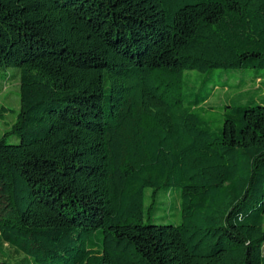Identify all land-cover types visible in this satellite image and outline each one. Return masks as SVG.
I'll use <instances>...</instances> for the list:
<instances>
[{
    "label": "trees",
    "instance_id": "obj_1",
    "mask_svg": "<svg viewBox=\"0 0 264 264\" xmlns=\"http://www.w3.org/2000/svg\"><path fill=\"white\" fill-rule=\"evenodd\" d=\"M0 76V264H264V0H0Z\"/></svg>",
    "mask_w": 264,
    "mask_h": 264
},
{
    "label": "rangeland",
    "instance_id": "obj_2",
    "mask_svg": "<svg viewBox=\"0 0 264 264\" xmlns=\"http://www.w3.org/2000/svg\"><path fill=\"white\" fill-rule=\"evenodd\" d=\"M11 70L15 71L14 68H12ZM251 70L252 69H247L246 74H251ZM244 71L245 70H231V82L237 80L236 76L240 75ZM205 78L206 74H203L198 79H191V81H189L190 87H187L186 91H193L194 87L200 86L202 84V80ZM2 79L3 77L0 76V137H3L6 132L11 130L20 112L19 82L17 81V79L11 80L10 82L6 83V86L4 88V81H2ZM222 84L223 80H217L210 84L211 87L216 85V89L205 105L206 107H213L211 111L214 112L212 113V117L214 118L220 116L219 112H221L224 106L228 104L230 97H233L235 95L234 92H237V90H239V88L224 89ZM253 85L254 84H249L248 89H250V87ZM257 88L262 89L260 91H256L257 97H259L260 99H264V86L261 84V81H258L255 84L254 90H257ZM2 107H6L8 110H2ZM211 125L213 129L217 130L221 123L216 120L212 122ZM7 140L8 142L12 143L20 142V138L15 134H9L7 136ZM150 194L151 190H148L146 203L148 205L151 203V198L148 197ZM180 201L181 199L176 193L159 194V196L157 197L156 209L152 216V221L156 223H180L182 220ZM146 220L148 221L149 219ZM0 248L2 249V253L0 252V260L16 261L20 260L23 257L21 253L15 251L14 248L9 246L8 244L0 243Z\"/></svg>",
    "mask_w": 264,
    "mask_h": 264
},
{
    "label": "crops",
    "instance_id": "obj_3",
    "mask_svg": "<svg viewBox=\"0 0 264 264\" xmlns=\"http://www.w3.org/2000/svg\"><path fill=\"white\" fill-rule=\"evenodd\" d=\"M258 81H261V84L264 86V79H263V80H260V79H259ZM258 81H256V82L254 83V85L250 87V89H252V88L254 89L255 84H256ZM248 88H249V86H246V89H248ZM257 90L260 91V90H262V89H261V88H257Z\"/></svg>",
    "mask_w": 264,
    "mask_h": 264
}]
</instances>
